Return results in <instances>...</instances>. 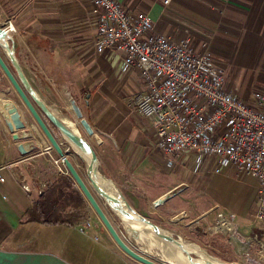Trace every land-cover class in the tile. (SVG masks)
Returning <instances> with one entry per match:
<instances>
[{"label": "crops", "instance_id": "obj_1", "mask_svg": "<svg viewBox=\"0 0 264 264\" xmlns=\"http://www.w3.org/2000/svg\"><path fill=\"white\" fill-rule=\"evenodd\" d=\"M118 1L128 11L149 14L158 34L174 40L190 37L198 46L207 43L215 64L226 73L228 90L238 98L245 95L240 86L228 85L231 72L235 76L245 68L246 77L264 83V0H180L179 4L173 0L170 5L193 20L194 27L186 20L189 29V24L176 23L173 8L167 10L160 0ZM100 14L91 0H0V29L13 23L12 54L16 48V59L38 97L56 116L62 104L84 101L85 111L79 109L103 140L94 149L105 179L114 184L102 179L96 181L99 188L107 193L110 184L115 195L117 188L127 203L158 227L210 230L219 213L234 214L236 221L248 214L251 205L256 211L259 183L254 177L224 168L215 172L224 178L217 183L221 190L214 191L213 180L203 173L214 168L209 158L198 164L195 155L181 154L171 166L156 148L153 120L142 117L132 104L142 90L139 75L123 71L114 50H95ZM178 27H182L179 34ZM249 98L254 101L255 94ZM10 121L0 110V264H140L119 249L87 201L79 215L72 210L76 220L72 225L29 219L34 204L62 178L79 189L65 167L67 173L59 170L63 167L55 163L59 155L46 152L50 143L37 123L12 131ZM51 131L79 172L73 147L58 129ZM32 134H40L41 146ZM89 183L97 196L99 188L90 178ZM237 224L239 229L245 227Z\"/></svg>", "mask_w": 264, "mask_h": 264}, {"label": "built area", "instance_id": "obj_2", "mask_svg": "<svg viewBox=\"0 0 264 264\" xmlns=\"http://www.w3.org/2000/svg\"><path fill=\"white\" fill-rule=\"evenodd\" d=\"M91 1L101 12L95 50H114L123 71L139 75L142 90L132 104L142 117L153 120L156 148L171 166L181 154H193L198 164L209 158L216 173L233 167L257 179L254 223L264 231V90L252 104L245 102L228 90L226 73L215 64L207 43L198 46L190 37L174 40L158 34L149 14L135 15L118 0ZM160 1L169 6L173 0ZM4 30L13 33V23ZM32 139L43 143L40 134ZM53 151L50 144L46 152ZM55 163L67 173L62 158ZM218 219V228L238 233L240 225L232 219L223 213Z\"/></svg>", "mask_w": 264, "mask_h": 264}, {"label": "rangeland", "instance_id": "obj_3", "mask_svg": "<svg viewBox=\"0 0 264 264\" xmlns=\"http://www.w3.org/2000/svg\"><path fill=\"white\" fill-rule=\"evenodd\" d=\"M181 3L180 0H175V3ZM178 3V4H179ZM173 5L168 6L167 10H171L173 8V12L171 13L174 17V20L176 23L180 25V22H182L183 25L186 24H191L193 26V20L185 16L186 14L184 11H182L181 8L176 9ZM181 9V10H180ZM130 12L133 14H137V11H134V9L130 8ZM188 20V21H186ZM175 23V22H174ZM186 26L191 28V26ZM194 27V26H193ZM182 27L176 28V33L179 34V29ZM13 32L12 34H14ZM8 42V48L4 45V47L8 50L10 47L14 49V42H13V37L11 35V38L7 40ZM14 52V51H13ZM0 53L9 65L10 68H12V71L15 73V75L18 77V74L16 72V69L14 65L12 64L11 60L9 59V56L6 52V50L3 48V46L0 45ZM15 57H16V48H15ZM19 64V63H18ZM20 68L21 65H19ZM247 69L245 68H239V73H236L234 76V73L231 72L229 75V81L228 85L233 88L241 87L243 90V94L245 97H243V100L247 103L252 104V99L249 98L250 95L255 94L258 91L264 90V83L260 81V79L257 78H252V77H246ZM236 79L240 80L239 82H236ZM4 92L5 96L10 99L13 103V105L19 106L23 110L22 115L24 120L27 122V126L31 127L30 123L31 121H34L26 107L24 106L22 100L16 93L15 89L7 79V77L4 75L2 70L0 69V93ZM76 105L79 108H82V111H85V105L84 101H81L80 103L77 102ZM65 107H68L66 109ZM63 110L61 111H55L58 115H60L64 120H71L72 118L75 119V123H81L82 120L77 118V115L75 111L72 108V105L69 102H66L62 104ZM61 108V109H62ZM47 125L51 130L56 131V127L49 122L48 119L44 117ZM35 122V121H34ZM73 122V121H72ZM36 123V122H35ZM39 127V126H37ZM40 129V128H39ZM41 130V129H40ZM42 132V131H41ZM43 133V132H42ZM82 137L83 139L88 142V144L94 148V144L91 142L92 140L87 136V134L82 130ZM71 155H73V160L76 161L80 166H79V174L85 181L87 185L90 186L89 183V178L87 176L86 170H85V165L83 161L81 160V155L77 152H74V150L71 151ZM98 157V156H97ZM70 159V158H69ZM204 175L209 179V181L213 180V186H214V191H220L221 188L219 189L217 183L219 184L221 180L224 178L221 175H216L215 170L210 169H205L204 170ZM93 190V189H92ZM95 193V191L93 190ZM104 207V211L107 214L108 218L111 220L112 224L116 228V230L119 232L121 237L124 239V241L135 251L140 252L144 256L151 258L152 260L158 262V263H163L162 258L160 257V254L157 250H154V253L152 255H146L140 251L139 244L135 242L125 231V228L123 226L122 221L114 214V212L108 208ZM83 212V211H82ZM81 210L77 211V215L79 213H82ZM255 214V208L253 205H251L250 210L248 211V214L241 216L242 218H239L238 220L234 221L235 223H241L244 224L245 227H242L238 230V235L232 233V231H228L227 227L223 228H218L216 226L217 222H219V219H217V222L211 224L210 230H205L201 226H190V227H184L183 225L181 226H172V227H159L165 231L168 232L175 240L176 239H183L186 242L193 243L197 246H199L201 249H203L205 252H207L209 255L216 257L224 262L227 263H232V264H264V253H260L261 250L264 251V231L260 230L258 227V223H254V215ZM225 215V214H224ZM225 217L230 218L232 220L236 219L234 214H229L228 216L225 215ZM254 223V224H253ZM188 224V222L186 223ZM207 227L206 229H209ZM197 243V244H196ZM195 258V257H194Z\"/></svg>", "mask_w": 264, "mask_h": 264}, {"label": "water", "instance_id": "obj_4", "mask_svg": "<svg viewBox=\"0 0 264 264\" xmlns=\"http://www.w3.org/2000/svg\"><path fill=\"white\" fill-rule=\"evenodd\" d=\"M6 36H8V32L4 29H0V38L6 37ZM13 59L14 60L11 59V61L16 69L18 77L9 67V65L7 64V62L5 61L1 53H0V69L2 70L4 75L7 77V79L13 86V88L15 89L16 93L22 100L24 106L26 107V109L28 110V112L30 113L34 121L37 123V125L39 126V128L41 129L45 137L48 139L49 143L51 144L55 152L59 155L60 158L63 159L65 167L68 171V174L74 181L75 185L77 186V188L79 189L83 197L89 203L93 211L96 213L97 217L100 219V221L102 222L105 229L110 234V236L112 237L116 245L128 257H130L131 259H133L134 261L140 264H161L133 250L121 237V235L116 230V228L112 224L111 220L108 218L103 208V206H105L106 208L110 210H116L117 206L113 205L106 199L105 193L102 188L96 191L97 196L94 195V193L91 191V188L85 183V181L83 180V178L81 177L77 169L74 167L72 162L68 159V156L64 152L62 145L58 142V140L52 133L44 117L48 119L49 122L52 123L61 132L63 137L68 138L80 148H84L83 142L80 139H78L71 131H69L67 127L62 123V121L38 97V95L35 93L31 85L27 81L22 69L20 68L18 61L15 57V54H13ZM72 108L75 111L77 118L82 120L81 123L79 124V123H75L76 120L72 118V121H73L72 123L73 125L76 126L81 136H82V130H83L87 134V136L92 140L91 142L94 144V146H101L103 144V140L101 136L98 133H96L86 123L85 120H83V114L81 113L79 107H77L75 103H72ZM9 114L11 115L10 117L11 121L8 124L10 130L12 131L25 130L28 127L27 122L24 120L23 115L21 114V111L18 109V107L16 106L11 107V109H9ZM15 139H18V136H16ZM89 148L91 152V157H93V159L96 161V169L100 173V179L101 180L105 179L106 176L103 171L102 165L99 161V158L97 157V153L95 149L91 147L90 145H89ZM19 150L23 153L24 152L23 146H21ZM84 164H85V167L88 173V177L91 179L92 177L90 176L88 172V166L85 162ZM91 180L92 182H94L93 178ZM124 202L126 201L124 200ZM128 207H129L128 209L129 211L136 212V216L139 219L141 226L146 231L148 220L133 205L129 204ZM161 240H166V239H161Z\"/></svg>", "mask_w": 264, "mask_h": 264}, {"label": "bare ground", "instance_id": "obj_5", "mask_svg": "<svg viewBox=\"0 0 264 264\" xmlns=\"http://www.w3.org/2000/svg\"><path fill=\"white\" fill-rule=\"evenodd\" d=\"M11 36L8 34L6 37L0 38V45L6 46L8 48L7 40L10 39ZM8 49L11 59H13L12 48ZM16 63V62H15ZM13 103L10 99H8L3 92L0 93V110L4 113L5 116L10 120L11 115L9 114V109L13 107ZM61 117L60 115L57 116ZM62 123L67 127L69 131H71L78 139H80L84 148H80L75 143H73L68 138L64 137L66 141L73 147V149L81 155L82 158L86 160L88 163V172L93 179L94 182L92 184L99 188L96 183L101 181L100 173L96 169V161L91 157V152L89 148V144L83 139L76 126L73 125L71 120H64L59 118ZM92 179V178H91ZM106 182L111 183L113 186V182L109 179H104ZM92 181V180H91ZM108 187V186H107ZM106 187V188H107ZM109 188H107V193H105L106 199L117 206L116 210H112L114 214L122 221L125 231L128 235L139 244L140 251L144 254L152 255L154 250H157L162 258L163 264H232L224 262L216 257L209 255L199 246L184 241L183 239H174L167 231L159 228L154 225L150 221H147V230L141 226L139 219L136 216V212L129 211L128 203L124 202L121 194L117 191V195L112 190V186L109 184ZM100 190V188H99ZM166 239V240H161ZM140 253V252H138ZM141 254V253H140ZM143 255V254H142ZM144 256V255H143ZM146 257V256H145ZM195 257V258H194Z\"/></svg>", "mask_w": 264, "mask_h": 264}, {"label": "trees", "instance_id": "obj_6", "mask_svg": "<svg viewBox=\"0 0 264 264\" xmlns=\"http://www.w3.org/2000/svg\"><path fill=\"white\" fill-rule=\"evenodd\" d=\"M61 180L43 193L34 204L33 209L28 213L30 220L44 224L70 225L76 221L72 210L77 213L86 206V200L77 189H73V182L69 184L66 178ZM69 208L72 209L68 211Z\"/></svg>", "mask_w": 264, "mask_h": 264}, {"label": "flooded vegetation", "instance_id": "obj_7", "mask_svg": "<svg viewBox=\"0 0 264 264\" xmlns=\"http://www.w3.org/2000/svg\"><path fill=\"white\" fill-rule=\"evenodd\" d=\"M85 102L87 103V101L85 100Z\"/></svg>", "mask_w": 264, "mask_h": 264}]
</instances>
